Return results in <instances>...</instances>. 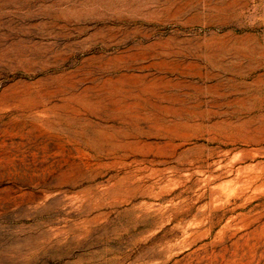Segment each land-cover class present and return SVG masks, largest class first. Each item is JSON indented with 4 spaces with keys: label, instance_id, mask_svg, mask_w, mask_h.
<instances>
[{
    "label": "rangeland",
    "instance_id": "374dc122",
    "mask_svg": "<svg viewBox=\"0 0 264 264\" xmlns=\"http://www.w3.org/2000/svg\"><path fill=\"white\" fill-rule=\"evenodd\" d=\"M0 264H264V0H0Z\"/></svg>",
    "mask_w": 264,
    "mask_h": 264
}]
</instances>
